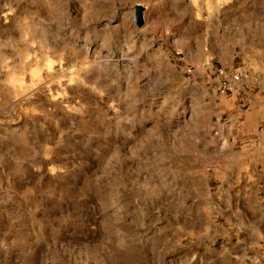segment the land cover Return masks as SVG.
Returning a JSON list of instances; mask_svg holds the SVG:
<instances>
[{
    "label": "rangeland",
    "instance_id": "1",
    "mask_svg": "<svg viewBox=\"0 0 264 264\" xmlns=\"http://www.w3.org/2000/svg\"><path fill=\"white\" fill-rule=\"evenodd\" d=\"M258 102L264 0H0V264H264Z\"/></svg>",
    "mask_w": 264,
    "mask_h": 264
},
{
    "label": "crops",
    "instance_id": "2",
    "mask_svg": "<svg viewBox=\"0 0 264 264\" xmlns=\"http://www.w3.org/2000/svg\"><path fill=\"white\" fill-rule=\"evenodd\" d=\"M258 124L261 122V117L263 114V106L260 102H258ZM258 143H261V146H263L264 143V136L261 134L258 136ZM264 152L261 150V147H258V178L261 179L262 174L264 173ZM262 205V199L258 195V217L260 215L259 208Z\"/></svg>",
    "mask_w": 264,
    "mask_h": 264
},
{
    "label": "water",
    "instance_id": "3",
    "mask_svg": "<svg viewBox=\"0 0 264 264\" xmlns=\"http://www.w3.org/2000/svg\"><path fill=\"white\" fill-rule=\"evenodd\" d=\"M145 7L144 6H138L137 7V20L140 24H143V13H144Z\"/></svg>",
    "mask_w": 264,
    "mask_h": 264
},
{
    "label": "built area",
    "instance_id": "4",
    "mask_svg": "<svg viewBox=\"0 0 264 264\" xmlns=\"http://www.w3.org/2000/svg\"><path fill=\"white\" fill-rule=\"evenodd\" d=\"M220 74L221 75H225L226 77H230L231 80H239V76L236 75V76H232L231 74H229L227 71L225 72L224 70H220ZM229 75V76H228Z\"/></svg>",
    "mask_w": 264,
    "mask_h": 264
}]
</instances>
